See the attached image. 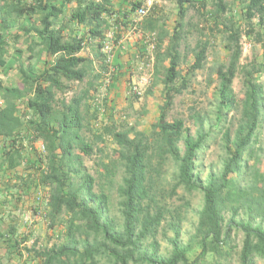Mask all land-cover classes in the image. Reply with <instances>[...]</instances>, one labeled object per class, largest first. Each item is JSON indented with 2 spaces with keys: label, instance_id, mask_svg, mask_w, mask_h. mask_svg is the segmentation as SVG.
I'll return each instance as SVG.
<instances>
[{
  "label": "trees",
  "instance_id": "1",
  "mask_svg": "<svg viewBox=\"0 0 264 264\" xmlns=\"http://www.w3.org/2000/svg\"><path fill=\"white\" fill-rule=\"evenodd\" d=\"M173 1L177 19L171 33L164 27L159 34L155 31L154 15L148 22L156 33L155 48L161 51L156 57L154 80L164 91L151 134L134 128H105L118 145L117 157L124 166L117 188L118 222L110 215V196L96 191V178L85 165L84 155H92L94 148L82 135L83 98L75 97L55 107L56 90L67 89L64 80L83 81L84 65L91 61L80 53L90 39H104L110 26L107 16L114 14L109 1L0 0V68L7 64L10 41L21 38L27 42L29 61L37 58L43 63L41 70L36 64L20 67L25 89L5 87L0 81V172L7 183L15 176L18 183L12 187L23 186L24 192L40 185L48 187L46 199L36 190L34 203L45 204L50 225L63 216V241L34 255L41 264H230L235 233L242 234L241 247L236 251L238 264H264V173L256 161H251L264 113V84L259 75L264 62L257 69L243 68L245 92L240 104L233 88L243 36L260 44L264 58V0ZM140 4L133 2V10ZM193 8L212 21V29L223 36L230 54L229 62L216 69L219 85L213 128H218L237 104L241 112L233 132L221 129L225 150L222 167L210 172L205 181L197 171L198 161L212 131L200 124L192 133L183 120L168 118L175 96L189 88L207 57L209 42L198 40L192 62L186 70L181 68L180 46ZM26 20L31 22L25 24ZM39 139L45 143V153H39L41 158L27 155L26 147ZM166 160L175 164L174 194L179 189L202 194L198 222L186 243L180 239L181 213L169 210L167 200L154 191L157 172ZM105 167L110 172V165ZM21 168L24 170L19 173ZM39 210L35 207L36 212ZM170 212L171 249L162 254L157 236ZM5 234L0 231L3 241L17 249L18 236L12 234V240Z\"/></svg>",
  "mask_w": 264,
  "mask_h": 264
},
{
  "label": "rangeland",
  "instance_id": "2",
  "mask_svg": "<svg viewBox=\"0 0 264 264\" xmlns=\"http://www.w3.org/2000/svg\"><path fill=\"white\" fill-rule=\"evenodd\" d=\"M136 1L139 0H135L134 2ZM73 6L71 5L68 8L67 16L71 13ZM156 11L159 13L156 14ZM151 14L143 20L142 23H144V26L141 24V29L147 33L153 32V30L149 29L148 22L154 17L157 20V28L155 31L158 34L163 27L169 33L173 31L177 19V8L173 1L167 0L166 3L156 6ZM206 19L207 17H203L196 8L191 9L189 12L187 17L188 23L184 28L186 38L180 46L182 53L181 68L186 70L192 62L193 49L198 40L208 41L209 48L203 67L197 71L189 88L175 96L173 104L168 111L170 121H174L175 119L183 120L186 128L192 133L196 132L200 124H203L206 130L212 131V138L206 143L198 161L197 171L200 173L203 181L207 179L210 172H218L222 167L225 150L221 129L230 128L233 132L240 119L241 112L238 104L241 103L245 92L243 68L247 67V69H252L254 66L257 69L260 63L264 62L260 44L254 39L243 36L240 40L242 49L240 66L233 83L238 104L226 116V119L222 121V124L218 128H213L215 125L213 124L214 109L217 103L216 90L219 85L216 69L218 65L229 62L230 54L224 47L223 36L217 30L212 29V21ZM28 22L31 21H24L25 24ZM80 32L82 33L83 29H80ZM26 43L25 38H21L16 42L10 41L7 64L4 68H0V81L3 86L25 89L21 80L20 67L22 65L30 66L36 64L37 69L41 70L43 68L42 61H39L37 58L29 61L27 58L29 52L27 51ZM148 52L155 56L156 62V57L161 51L157 50V48L154 50L147 49L144 56L148 55ZM81 55L88 57L91 61L84 65L86 75L83 81L64 80L67 89L65 91L56 90L55 107L59 108L63 102L69 103L75 97L83 98L81 108L84 115L85 127L82 135L94 148L92 155H84L85 165L89 172L96 178V191H104L110 196V215L120 222L121 215L117 188L124 174V166L119 162L117 157L116 150L118 149V145L112 136L105 132V128L111 127L117 131H127L128 129L134 128L150 135L152 125L157 120L160 108L164 102L163 86L159 81L154 80L142 99L126 96L129 83L132 81L131 76L137 72L136 69L139 66L140 59L133 61L129 65L128 71L121 70L120 64L114 60L118 70L113 77L111 87L106 92V98L102 101L104 107V111H102L98 99L104 72L107 70V64L104 61L100 49V42L95 40L92 43L88 42L85 44ZM165 64L168 63L165 62ZM259 75L260 81L264 84V70ZM117 81L119 85L116 84ZM2 104L3 99L0 97V105ZM20 108H24L22 102L20 103ZM101 135L103 136L101 137ZM40 142L41 140L39 139L33 145H28L26 147L27 155L31 156V154H34L37 158H41L39 153L45 152L40 149ZM254 154V160L251 161H256L257 167L264 173V113L258 140L254 144ZM107 164L111 167L110 172L105 167ZM22 169L24 170V168H21L19 173H22ZM32 170L35 173L37 172L35 168ZM174 171L175 164L166 160L165 165L157 172L154 191L159 197L167 200L169 210H178L181 213L180 239L182 243H186L195 231L198 214L203 205V199L199 191L188 193L179 189L177 194H174L172 192V186L175 184ZM5 181L3 180L2 174H0V185L5 187ZM16 181L17 178L13 176V180L8 181V184H10L8 197L0 198V209L3 208L1 205L4 202L6 204L8 201H11V205L7 204V210L9 212L4 218H0V231L3 233H12V230H15L12 234L17 235L20 244L23 245L17 246V249L11 253L18 252L21 257V262L27 264L28 262L30 263L29 258H23V256L27 254L31 256L37 255L53 245L61 243L63 241L65 227L63 216L56 223L50 225V220L45 216L48 213L46 211L47 209H45V204L34 203L36 190L41 192L44 199H46L50 193L48 187L40 185L34 191L24 192L25 189L23 186L22 188L18 187V189L17 187H12L14 183H18ZM35 207L40 209L39 212L35 211ZM171 216L172 212L169 213L167 220L163 222L157 236L160 253L162 254L168 253L171 249L169 245V238L173 236V231L169 226L172 220ZM229 218L230 213L228 212L227 219ZM241 240L242 234L235 233L233 235L235 250L230 264H238L236 251L241 247ZM4 259L9 264H16V262H11L8 255ZM259 263L262 264L261 262Z\"/></svg>",
  "mask_w": 264,
  "mask_h": 264
},
{
  "label": "crops",
  "instance_id": "3",
  "mask_svg": "<svg viewBox=\"0 0 264 264\" xmlns=\"http://www.w3.org/2000/svg\"><path fill=\"white\" fill-rule=\"evenodd\" d=\"M97 1H101V0H97ZM108 1H109L108 7L114 13L112 17L108 18L107 16V20L110 25L108 28V31L109 30L114 31L115 42L117 43V45L119 44V46H117L115 61L116 63L120 64L121 70L128 71L129 65H131L133 61H136V59H140L142 56H144L146 50L148 49L146 37L141 36L139 32L131 31L132 17H133V12H134L132 8V3L135 0H108ZM158 13L159 12L156 11V14ZM142 26H144V23H142ZM142 31L145 34H148L145 30L142 29ZM95 40L96 39H90L87 42L92 43ZM127 76H128V72H127ZM116 84L119 85V82L117 81ZM126 96H127V93H126ZM3 180L5 179L3 178ZM4 183H6L5 187L0 185V198H7L9 194L8 192H10L9 191L10 189L7 188L9 187L8 183L6 181ZM10 202L11 201H8L6 204H4L5 203L4 202L1 205L3 208L0 209V218L1 217L4 218V216L9 212L7 210L8 209L7 204L11 205ZM15 208H17V206H15ZM11 237L14 238V235L10 233L5 234L6 239L11 238ZM3 240L4 239L0 237V259H1L0 264H9L7 263L6 259H4L5 256L7 257V255L9 259H11V262H16V264H24L23 262H21V257H20V254H18V252L11 253L13 250H15V248L9 247L8 242H4ZM11 242L14 243V241H11ZM22 245L23 244H20V246ZM5 252H8V253L5 254ZM23 258H29L30 263L28 262L27 264H41V259L39 257L35 258L34 256L27 254L23 256Z\"/></svg>",
  "mask_w": 264,
  "mask_h": 264
},
{
  "label": "built area",
  "instance_id": "4",
  "mask_svg": "<svg viewBox=\"0 0 264 264\" xmlns=\"http://www.w3.org/2000/svg\"><path fill=\"white\" fill-rule=\"evenodd\" d=\"M166 2L167 0H141V4L138 5L133 12L131 31L139 32L141 36L146 37L148 50H154L156 47V33L151 32L145 34L140 26L143 20L151 14L152 10L156 6ZM114 36V31L109 30L106 32L104 39L100 42V49L104 61L107 64V70L104 72V78L99 90L100 94L98 99L101 104L102 111H104L102 101L106 98V92L111 87L113 77L116 75L118 70L114 60L116 47L119 46V44L117 45L115 42ZM136 71L137 72L131 76L132 81L129 83L127 96L142 99L154 81L155 56L150 52H148V55L142 56ZM40 143V149L45 152L44 142L41 141Z\"/></svg>",
  "mask_w": 264,
  "mask_h": 264
}]
</instances>
